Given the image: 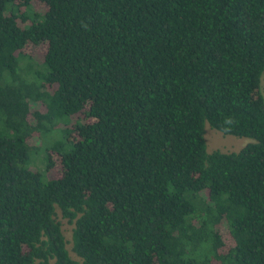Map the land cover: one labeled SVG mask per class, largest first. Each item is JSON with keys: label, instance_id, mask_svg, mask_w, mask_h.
Instances as JSON below:
<instances>
[{"label": "trees", "instance_id": "trees-1", "mask_svg": "<svg viewBox=\"0 0 264 264\" xmlns=\"http://www.w3.org/2000/svg\"><path fill=\"white\" fill-rule=\"evenodd\" d=\"M263 73L264 0H0V264H264Z\"/></svg>", "mask_w": 264, "mask_h": 264}, {"label": "rangeland", "instance_id": "rangeland-1", "mask_svg": "<svg viewBox=\"0 0 264 264\" xmlns=\"http://www.w3.org/2000/svg\"><path fill=\"white\" fill-rule=\"evenodd\" d=\"M36 7L41 6L40 3H36ZM45 51L44 45H38L33 46L29 45L26 47V52L31 54L41 53ZM260 90L262 95H264V73L261 77V83H260ZM42 107H39V109ZM204 138L206 142V150L207 152H212L215 150H219L221 152L229 153V152H237L240 150L243 146H245L247 143L254 141L252 138L244 137V136H235V135H225L221 133L220 131L210 127L207 123H205L204 128ZM60 136V133L56 130L52 131V133L49 135V137L45 138L46 143H51L55 138H58ZM35 139H33V142ZM53 165L50 168V171L47 173V176L50 178H54L60 175V163L58 156L50 152ZM30 168L36 171H45L46 168V158L43 151H40L39 153H32L31 154V160H30ZM46 174V173H45ZM58 219L61 222L62 225V231L63 234L67 240V249L69 251V254L72 258L78 259L76 254L72 251V230L74 227V224L69 223L67 219L63 218L61 216V213L58 211Z\"/></svg>", "mask_w": 264, "mask_h": 264}]
</instances>
